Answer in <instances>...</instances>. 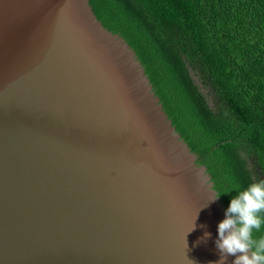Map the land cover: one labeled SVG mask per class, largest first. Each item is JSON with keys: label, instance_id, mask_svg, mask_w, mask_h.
Listing matches in <instances>:
<instances>
[{"label": "water", "instance_id": "obj_1", "mask_svg": "<svg viewBox=\"0 0 264 264\" xmlns=\"http://www.w3.org/2000/svg\"><path fill=\"white\" fill-rule=\"evenodd\" d=\"M90 6L0 0V264H216L208 169Z\"/></svg>", "mask_w": 264, "mask_h": 264}, {"label": "trees", "instance_id": "obj_2", "mask_svg": "<svg viewBox=\"0 0 264 264\" xmlns=\"http://www.w3.org/2000/svg\"><path fill=\"white\" fill-rule=\"evenodd\" d=\"M89 1L137 53L226 209L264 180V0Z\"/></svg>", "mask_w": 264, "mask_h": 264}, {"label": "clouds", "instance_id": "obj_3", "mask_svg": "<svg viewBox=\"0 0 264 264\" xmlns=\"http://www.w3.org/2000/svg\"><path fill=\"white\" fill-rule=\"evenodd\" d=\"M261 213H264V180L249 185L232 198L225 219L218 224L216 246L221 258L216 264H226L229 255L236 257L233 264H264V238L258 241L253 238V231L264 223ZM210 236L211 233L205 232L202 239Z\"/></svg>", "mask_w": 264, "mask_h": 264}]
</instances>
